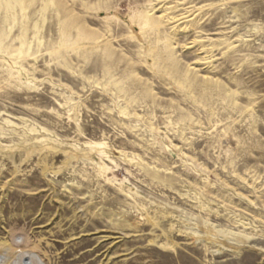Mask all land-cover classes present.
<instances>
[{"label": "rangeland", "instance_id": "obj_1", "mask_svg": "<svg viewBox=\"0 0 264 264\" xmlns=\"http://www.w3.org/2000/svg\"><path fill=\"white\" fill-rule=\"evenodd\" d=\"M4 263L264 264V0H0Z\"/></svg>", "mask_w": 264, "mask_h": 264}, {"label": "bare ground", "instance_id": "obj_2", "mask_svg": "<svg viewBox=\"0 0 264 264\" xmlns=\"http://www.w3.org/2000/svg\"><path fill=\"white\" fill-rule=\"evenodd\" d=\"M5 260H7V261H8V258H7V259L3 258V260H2V261H3V262H5ZM3 262H1V263H3ZM6 263H7V262H6ZM4 264H5V263H4Z\"/></svg>", "mask_w": 264, "mask_h": 264}]
</instances>
